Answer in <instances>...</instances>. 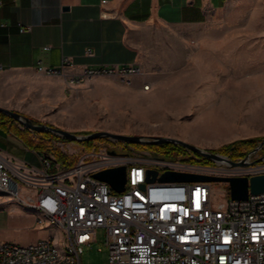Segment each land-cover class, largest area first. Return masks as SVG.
<instances>
[{
  "label": "rangeland",
  "instance_id": "1",
  "mask_svg": "<svg viewBox=\"0 0 264 264\" xmlns=\"http://www.w3.org/2000/svg\"><path fill=\"white\" fill-rule=\"evenodd\" d=\"M130 42L139 54L138 75L125 80L91 77L72 87L56 76L6 75L0 77V97L7 98L8 110L33 124L78 137L107 132L144 141L171 138L226 157H232L223 149L228 144L264 139V0H227L223 9L193 27L136 26ZM19 131L30 137L22 139L24 146L40 145L44 151L55 142L54 157L61 155L58 161L66 165L93 144L66 143L64 149L69 150L64 152L56 146L62 140L57 135ZM105 138L94 144L106 143ZM147 145L118 147L126 152L150 150ZM240 147L245 155L253 149ZM210 184L215 199L229 197L224 194L228 184ZM3 221L0 215V225ZM58 230L54 242L61 245L65 235ZM107 260L105 232L100 229L94 242L83 247L80 264Z\"/></svg>",
  "mask_w": 264,
  "mask_h": 264
},
{
  "label": "built area",
  "instance_id": "2",
  "mask_svg": "<svg viewBox=\"0 0 264 264\" xmlns=\"http://www.w3.org/2000/svg\"><path fill=\"white\" fill-rule=\"evenodd\" d=\"M2 3L0 0V6ZM101 17L107 14L101 13ZM86 53L89 55L90 49ZM68 65L64 59L60 69L44 72L59 76ZM139 73L135 65L86 68L69 75L66 83L72 87L97 76L125 80ZM144 89L148 90L149 85ZM105 139L106 143L97 144L98 139L93 140L88 150L83 147L78 159L69 165L55 159L53 142L40 155L41 170L26 163L11 164L0 155V186L8 190V197H0V210L12 197L42 206L51 221L65 227L69 252L73 254V262H60L47 239L22 248L0 247V264H80L83 247L94 242L100 229L105 232L108 248L106 264H264V193L249 192L245 200H233L228 188L224 194L229 197L219 200L214 197L211 182L158 180L165 172L210 177L262 175L264 139L243 157L221 156V161L177 143L149 144L145 147L150 150L132 148L126 152L118 145L138 144ZM66 143L74 142L62 139L56 146L65 152L69 150L64 149ZM229 161L245 164L232 165ZM120 166L126 168L123 192H115L94 177ZM151 171L157 173L153 182L149 181Z\"/></svg>",
  "mask_w": 264,
  "mask_h": 264
},
{
  "label": "crops",
  "instance_id": "3",
  "mask_svg": "<svg viewBox=\"0 0 264 264\" xmlns=\"http://www.w3.org/2000/svg\"><path fill=\"white\" fill-rule=\"evenodd\" d=\"M0 6V77L22 75L51 77L45 69L62 75L104 66H138V51L130 42V31L140 25L193 27L223 9L227 0H2ZM102 1H105L102 3ZM101 13L107 17L102 18ZM21 27L28 28L21 32ZM90 49V54L86 52ZM53 77V76H52ZM2 84L0 83V90ZM0 97V107L11 109ZM11 126V127H10ZM15 121L0 122V155L11 164L26 163L41 170V150L25 148ZM30 138V137H29ZM23 139V140H22ZM29 142V141H28ZM26 145V144H25ZM0 197H8L0 194ZM0 201H3L0 198ZM0 240L29 245L39 240L57 239L54 226H39L40 213L10 198L1 209ZM45 227V228H44ZM57 237V238H56ZM56 241V240H55Z\"/></svg>",
  "mask_w": 264,
  "mask_h": 264
},
{
  "label": "water",
  "instance_id": "4",
  "mask_svg": "<svg viewBox=\"0 0 264 264\" xmlns=\"http://www.w3.org/2000/svg\"><path fill=\"white\" fill-rule=\"evenodd\" d=\"M0 113L11 117L15 122L22 124L25 128L31 131H35L38 133L50 132L54 135L61 137L66 141L85 142V141L97 140L103 137H108L130 144L147 143L150 145H161L167 143H177L199 155L205 156L214 161L223 160V158L218 154L202 151L190 143L177 139L153 137L149 141H144L142 140L141 137H137V136H127V135L112 134L107 132H96L84 137H78L72 133H69L61 129L49 127L42 124H33L29 118L24 117L19 113L13 112L5 108L0 107ZM229 162L232 165L245 164L243 162H232V161ZM156 174L157 173L155 171L150 172L151 175L149 179L150 182H153L156 179ZM94 177L108 184L111 187V189L114 190L115 192L120 193L123 192L126 183V168L124 166H120L116 168L106 169L96 173ZM158 180L163 182H199V181L223 182L228 184L230 190V197L233 200H245L249 192L252 194L264 193V174L255 175L248 178V177H210V176L192 175V174H184V173H176V172H165L158 178Z\"/></svg>",
  "mask_w": 264,
  "mask_h": 264
},
{
  "label": "bare ground",
  "instance_id": "5",
  "mask_svg": "<svg viewBox=\"0 0 264 264\" xmlns=\"http://www.w3.org/2000/svg\"><path fill=\"white\" fill-rule=\"evenodd\" d=\"M0 194L8 196V190L5 189L4 187L0 186ZM11 199L13 201L21 204V205L26 206V207L35 208L41 215L40 218H38V220H37L39 225L42 226V225H45V223H47L48 226L57 227L65 235V227H63L61 222H59V221H51L50 214H48L47 210L43 209L42 206L20 202L19 197H12ZM44 240H47V239H44ZM39 241H43V240H39ZM0 247H2L3 249H11V247L12 248H22V245L4 242V241L0 240ZM49 249H51L53 251V253H55L57 255V259H59L60 262H73V254H72V252H69V247H68L66 238H64V240L61 242V245H57L54 242V239L51 238L50 242H49Z\"/></svg>",
  "mask_w": 264,
  "mask_h": 264
},
{
  "label": "trees",
  "instance_id": "6",
  "mask_svg": "<svg viewBox=\"0 0 264 264\" xmlns=\"http://www.w3.org/2000/svg\"><path fill=\"white\" fill-rule=\"evenodd\" d=\"M0 122H2V124H4V125H9V124L12 125V123H14V121H12V119L9 116H7L5 114H2V113H0ZM44 136H46V137H56L55 135H53L50 132H45ZM256 141H257L256 139L242 140V141H239V142L228 144L223 149H224L225 153H228V152L232 153V158L236 159V158H239V157H243L245 155L241 151V147L240 146L254 148V145H255ZM91 142L92 141H85V142H83V144L89 145V144H91ZM33 148L36 149V150H41L43 152V147L40 146V145H37V146H35ZM57 157H58L57 160L62 158L61 155H57Z\"/></svg>",
  "mask_w": 264,
  "mask_h": 264
}]
</instances>
